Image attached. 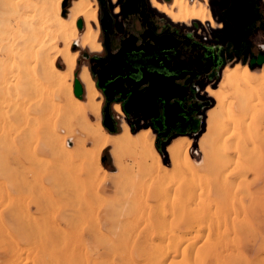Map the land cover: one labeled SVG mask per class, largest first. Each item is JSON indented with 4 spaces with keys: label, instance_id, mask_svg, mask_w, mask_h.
<instances>
[{
    "label": "rangeland",
    "instance_id": "obj_1",
    "mask_svg": "<svg viewBox=\"0 0 264 264\" xmlns=\"http://www.w3.org/2000/svg\"><path fill=\"white\" fill-rule=\"evenodd\" d=\"M23 1L26 0H0V26L1 23L10 22L12 19H14L12 21H16L20 16L19 14H30L32 8L30 5H24L25 2L23 3ZM209 1V8L215 17L212 8L215 0H207V4ZM254 1L259 17L246 33L245 45L249 53L245 54L243 51H240L237 54H233L236 49L232 45H228L226 48L225 64L232 67L237 62L249 63L254 70L260 72L262 68L264 70V56L260 59V55H264V0ZM72 2L73 0H67L66 2V15L68 16ZM98 3V17L100 20L99 40L103 43L107 35L103 33L102 17L108 15L116 5L120 4H118V0L115 3L111 0H103V2L98 0ZM103 3L106 4L104 9L102 7ZM12 6L17 8L14 9ZM154 8L156 11L158 10L156 7ZM121 12V5L119 13L112 11L116 18V25L119 28L122 27V21H120L122 17H119ZM157 12L160 15H166L168 20L171 19L164 12L160 10ZM192 20L194 19L189 21H172L185 24L186 22L191 23ZM217 21L221 22V20ZM174 22H172L174 25L181 28L182 36L184 37L185 35L192 42L181 49L182 54L180 58H174L175 66L171 70L179 72L184 68H196L199 71V77L191 85L189 89L190 94L187 98H178L177 101H173L172 103H168L167 99L161 102V104L167 105V109L170 112L169 117H166L163 113L165 121L170 123L172 120L178 124L170 132H167V130L163 133L160 132L164 130L160 129L159 124L156 122L159 116H157V110H155L156 115L150 114L152 115V119H148L144 116L129 115V110L132 109V106L130 105V109L127 111L126 107L124 108V104L127 101L123 102L118 97L115 99L117 101L111 99L107 102L103 91V89H106L107 81L97 80L96 76H94L95 67L97 63L103 64L109 62L108 70L106 68L108 71L106 76H108L111 73L110 69L113 70L112 68L116 62H110L112 54L104 53L103 49L101 51L91 50L89 47H83L78 43L77 40L80 38L81 41V35L86 28L83 18L79 20V37L72 44V48L80 52L74 71V90L76 81L80 79L81 68L84 65H88L91 69L92 77L94 76L93 79L96 80L97 86L100 89L102 88L101 92H103L102 96L99 97V100H102L101 121L103 123L106 118L105 108H109L111 114L110 126L115 133L122 131L124 122L134 131L151 126L155 134V145L160 149L165 164H169L168 152L166 150L167 145L172 140L183 135L181 134L182 132H188L186 133L188 134L187 136L193 139L190 152L196 160H202L203 158L202 153L199 151V139L205 138V142L207 143L208 140L206 138L210 137V142L208 141L206 144L209 145L207 146V148L209 147V157L207 161L205 159L202 160L203 166L201 165L196 172L198 175L196 173L193 176L185 174L186 176L184 177L182 172L172 169L171 171L174 172L171 173L170 171L167 174V178H171L170 181L166 179L167 182L158 181L157 177L153 179L155 178H152L154 175L151 176L139 160L134 159L132 156L126 160V167L128 166L129 168H126V170L128 169L127 174L119 183H114L112 177L106 183H103L99 179L91 181L88 173L78 168L79 161L77 159L74 162L67 161L66 157V159L61 160L62 157L56 155L52 149V144L55 140L54 129L58 132L59 137H66V135L70 134L65 127L66 125L59 124L54 128L53 123H45L35 136V139L38 138L37 143H35L34 137L22 136L19 127L23 125V119L19 115L15 120L12 114V106H14L15 99L11 98L15 97L14 89L17 86L16 82L18 80L16 74L13 75L15 71L12 69L15 59L14 52L17 51L15 50L17 48L12 44L13 38H10L14 34H0V40L2 41L0 42V45L2 43L0 46V99H2L0 100V114L2 115L0 117V264H134L135 262V264H149L154 261L151 264H161V260L162 263H165L167 259L166 264H190L191 262L193 264H196V262L197 264H264V76L254 79V82L252 81L248 89V108L241 111L236 110L235 119L233 118L234 122H229V125L222 133L223 138L226 139L228 137V140H225L226 152L220 155L217 147L221 144L222 140L221 142L215 140L217 132L213 129L208 130L206 127V112L215 105L216 100L208 92H205L204 88L208 85L219 87V83L223 77L224 71L221 73V70L217 68L214 70L216 72L219 71L220 76H216L213 80L209 77L214 67L213 61L215 60L212 49L217 46L215 41L216 35L222 28L211 27L208 25L209 21L207 20L203 21L207 29H205L203 23L199 22L200 28L194 30L190 26H179V24ZM135 23L136 28L140 29L141 22L138 18ZM93 24L97 28V25ZM125 24L124 28L129 25V22L126 21ZM214 25L216 26V21ZM204 31L207 35L210 34L211 38L209 37L207 40H204ZM223 42L227 45L226 41ZM59 44L61 46L64 45L62 41H59ZM104 46L103 43V48ZM7 51L9 52L8 54ZM126 51V48H122L121 50V52ZM7 57H10V60ZM120 59L123 60V65L119 68L120 74L124 75L127 72V64L129 62H132L137 69L135 75L138 76L140 74L139 65L143 63L142 55L125 54L120 56ZM56 63H58V66L64 67L60 57L57 58ZM11 76L13 79H17L16 82ZM14 83L15 87L13 88ZM195 85L197 86L196 89H194ZM113 87L122 88L118 80ZM228 90L232 91V89ZM6 92L8 96H6ZM80 92L83 94L82 98L86 99L87 89L85 84L82 85V91ZM255 92L259 94L256 93L258 97ZM114 95H116V92ZM170 97L172 96H167L168 99ZM228 97L227 103L231 100L233 101V99V102L237 101L231 95ZM259 97L261 99L260 102H258ZM115 102L121 103L125 116H122L114 109ZM255 109H260L256 111H259L256 115ZM177 110L179 111L178 115L175 114ZM251 113L255 116H250ZM173 114L174 118L171 117ZM88 116L95 121L97 120L96 116L91 112L88 113ZM2 117H6V119ZM79 118L81 117H76L72 124L76 128V133L70 137V145L74 147L77 146L78 140L86 139V136L81 132L82 127L86 124L83 119ZM237 119L239 122L245 119L247 122L244 123L249 122L251 124L247 130V134L244 133L247 127L240 130V135L236 133L237 131H233V128H236V126H233L234 123L236 125ZM197 120L201 123V129L194 132L191 124ZM16 125L18 128H16ZM180 126L185 127L182 132L177 130ZM51 127L54 129L52 130ZM107 130L110 132L109 129ZM234 132L236 136H240L239 140L235 138ZM249 133L251 135H248ZM27 143L31 144L27 146ZM86 143L87 146L92 145L89 140ZM234 143L236 145L239 144V147H236ZM34 144L35 147H31ZM26 146L30 149H27ZM34 151L37 154L35 155L36 158L33 153ZM28 152L33 153V155ZM244 153H246V156ZM43 157L44 159L40 161V158ZM45 158H47V162L50 164L46 163ZM63 160L67 162L66 166H63L66 164ZM101 160L108 170H117L111 155L110 146L106 147L103 151ZM58 161H62L63 165L57 163ZM46 164L48 165L45 170L44 166ZM52 164L54 167L51 166ZM67 166L70 168L65 169ZM52 170L55 172L52 173ZM173 174L175 178H173L174 176L170 177ZM162 178L159 180H162ZM99 181L101 182L100 185L99 183L97 184ZM162 182H165V185H162ZM103 186H106L105 190H103ZM175 193L179 196L177 197ZM141 194L142 198H140ZM180 201L183 205L180 204ZM131 202H135V204ZM130 203L134 209L128 206ZM135 205L136 208L134 207ZM149 206L151 207L148 209ZM142 209L146 210L143 211ZM127 211L129 214L126 213ZM158 214H163L161 221L164 222H162L164 225H161L160 215ZM125 220H128L127 223H124ZM147 220L150 222H147ZM134 222H137L138 225L137 223L134 224ZM185 232L188 233L185 235ZM166 233L168 234L166 235ZM148 234L151 239L147 237ZM182 234L186 237L188 235L190 239L188 240V237L186 238L183 235L184 239L180 242L179 238H181ZM171 238H176V241L174 239L172 241ZM185 238L188 241L191 240L190 243H186L188 241ZM192 239L194 240L192 241ZM159 242L160 244L161 242L164 244V246H161L167 247L164 248V251L161 249V246L159 247ZM177 242H180L178 243L179 245ZM171 245L181 246L180 250L189 252L190 256L187 254V257L186 255L185 257L183 255L180 256L179 248L173 247L177 251H175L177 253L175 255L174 252H171L173 250H168ZM191 245H193V248ZM161 250L163 254H160V252L162 253ZM166 251H170L171 253H167ZM161 255L164 256L162 257ZM173 255L175 256L173 257ZM152 257L155 258L153 259ZM183 257L185 260H183Z\"/></svg>",
    "mask_w": 264,
    "mask_h": 264
},
{
    "label": "bare ground",
    "instance_id": "obj_2",
    "mask_svg": "<svg viewBox=\"0 0 264 264\" xmlns=\"http://www.w3.org/2000/svg\"><path fill=\"white\" fill-rule=\"evenodd\" d=\"M151 1H152V4L154 5V7H156L158 10L167 14L174 21H189L191 19H199L201 21L210 20L213 24H215V21L211 16L210 9L208 8L207 3L204 1L195 0V1L191 2L190 0H172L171 3H167V2H163V1L161 2L159 0H151ZM166 1H171V0H166ZM24 2H25L24 5H27V6L30 5V7L32 8V11L30 12V14L29 13L26 15L25 14H19L20 16L17 18V20L15 19L16 21H12V20H14V19H12L10 22L1 23V26H0V34H3V35H7V34L11 35V33L14 34L13 36L11 35L10 38H13V40L11 39L12 44H14L13 46H15L17 48V49H15L17 51L14 52V58H15L14 61L11 59L13 61V68L12 69L15 71V73H13L12 70H11V72L13 73V75L16 74V78L18 80L16 78H14L15 82L17 80V82H16L17 86L14 89L15 97L11 98V99H13V100L15 99V103L13 101L14 106H12V114H13L14 119L16 117H18L19 115L23 119V125L21 127H19V130H20V133H22V136L34 137V139H35V136L43 128L45 123H50V124L53 123L54 128H56L57 125H59V124L64 125V126L66 125L65 127L68 129V132L70 133V134H68V136L66 135V137H59V135L57 134L58 132L54 128L51 127L52 130L54 129L53 133L55 135V140H54V143L52 144V149L54 150L56 155L62 157L61 160L67 158L68 159L67 161L70 160V161L74 162L77 159L79 161V167L78 168L80 170H83L86 173H88L89 179L91 181L99 179L100 181H103V183H106V182H109L110 181L109 178L112 177V181L114 183H119L121 181V179L127 174L128 169L126 170V168H129V167L128 166L126 167V160L130 159L128 157H131V156L134 159L139 160V162L141 163V165L144 166L146 171L149 174H151V176L154 175V176H152V178L155 177L153 179H156V177H157L158 181H166V179L170 181L171 178H167L168 177L167 174L172 169L179 170L180 172L183 173L184 177L186 176L185 174L193 176L198 171V168L202 165V163H201L202 160H204V159L206 161L208 160V157H209L208 148L209 147L207 148V146H209V145H206V144L208 143L210 137L206 138L208 140L207 143L205 142V138L204 139L200 138L198 141L199 151L202 153V156H203L202 160H200V161H196L191 155L190 148L193 144V139L191 137L180 136V137L172 140L171 143L167 146L168 158H169V162H170V166H168L162 161V155L160 154V149L157 147V145H155V134H154V130L152 127H148V128H145V129L138 131L137 133H133L130 126L126 122H124L122 125V131L119 134H111V133H115V132L110 131L111 132L110 133L107 130L108 128L105 126L104 122L102 123V121H101L102 100H99V97L102 96V92L98 89L99 87L97 86L95 80L92 77V72H91V69L89 68V66L84 65L81 68V71H80L81 81L79 79L80 83L82 82L83 84L86 85V89H87L86 99L83 100L82 99L83 94L81 92H76V90H74V82H73L74 71H75V68L77 65V59H78L80 52H79V50H74L72 48V44H73L74 40H76L79 37V33H80L79 20L80 19L83 18L85 20L86 28L83 31V34L81 35V41H80V38L77 40L78 43L83 47H89L91 50H100L102 48V43L99 40L100 20L98 17V10H99L98 0H73L72 6L69 9V11H70L69 16L66 15V13H67V10H66L67 0H26V1H23V3ZM9 3H10V1H9ZM13 5H16V4H13ZM127 6L129 7L130 4L127 3ZM16 8L17 7H15L14 9H16ZM119 8H117V11H119ZM7 15H8V13H7ZM93 23H95L97 25V28L94 26ZM59 41H62L64 43V45L61 46L59 44ZM0 42H2V41L0 40ZM1 45H2V43H1ZM8 53L9 52L7 51V54ZM51 53H54V54H51ZM2 57H4V56H2ZM58 57H60L62 59L64 67L58 66V63H56ZM7 59L10 60V57L9 58L7 57ZM1 63H2V59H1ZM8 67H11V66H8ZM11 72H10V74H11ZM263 76H264V70L258 72V71L252 70L248 66H245L242 64H237L234 67H231V66L226 67V69L224 70V73H223V77L219 83V87H211V86L207 87L209 94L212 97H214V99L216 100V103L212 108H210L207 111V126L206 127L208 130L213 129L214 131L217 132V136H216L215 140L220 141V142L222 140L221 144H219L217 147V151L220 155H223L224 152H226V150H227V147L225 146V140L228 137L226 138L224 136L226 138V139H224L222 136V133L224 132L226 127L229 125V122H231V123H232V121L234 122V119H235L234 116L236 115V110L241 111V110H245L246 108H248V106H249V100L247 99V96L249 95L248 89L251 86V83L254 79H256L258 77H263ZM12 79H13V77H12ZM7 81H9V80H7ZM3 82H4V80H3ZM4 84H5V82H4ZM155 85H157V83H155ZM12 87L13 88L15 87V83H14V86H12ZM253 87H255V86H253ZM152 88L153 89L156 88V86H154L153 83L148 88L149 92L152 90ZM260 88H261V86H260ZM228 89H232V91H229ZM256 93L257 92H255V94ZM6 94H7V92H6ZM147 94H148V92H147ZM230 95L235 97L237 99V101L233 102L234 101V99H233V101L229 100L232 103H230V102H229L230 104L227 103L226 102L227 97ZM258 95H257V97H258ZM6 96H8V94ZM145 96H146V94L143 96L141 95L142 98L132 97L131 101H133L132 102L133 104H139L140 105L139 107H141V108L150 109L153 111L154 107L152 105L148 104V102L152 103L151 102L152 100L147 99ZM0 100H2V99H0ZM260 100L261 99L259 97L258 102H260ZM250 101H251V99H250ZM255 102L258 103L257 101H255ZM251 107H252V105H251ZM115 110L118 111L122 116H125V112L123 111V109L119 103L115 105ZM257 110H260V109H257ZM257 110L255 109V112ZM2 111H4V110H2ZM89 112L93 113L96 116V118H97L96 121L89 118V116H88ZM255 112L253 111V113H255ZM258 112H256L255 115ZM4 113H6V112L4 111ZM169 113H170L169 110L166 109V117H169ZM253 113H251L250 116H253L254 115ZM1 116L2 115L0 114V117ZM78 116H80L81 118H79V119H83V121L86 124L85 126L82 127V130H81L82 134L84 136H86V139L85 140H78L77 146L74 147V146L70 145V137H72V135L74 133H76V128H74L72 124L74 123V119ZM4 118L6 119V117H4ZM257 118H259V117H257ZM14 119H13V121H14ZM251 119H250V121H251ZM244 122H247V120L244 119V121L239 122L237 119L236 125L234 123L233 127L236 126V128L239 130H237L236 128H235L236 129L235 130L232 127L233 131H237L236 133L239 134V133H241L240 130H242L243 128L245 129L247 127V129L244 130V133L247 134L248 133L247 130L250 128L251 124L249 122H248L249 124L244 123ZM198 123H200L199 120L193 121L191 124L193 126L195 132H197L198 130L201 129V126ZM16 128H18L17 125H16ZM184 128L185 127L180 126L177 130L182 132V130ZM214 131H213V133H214ZM249 132H250V130H249ZM209 133H211V132H209ZM234 133H233V135H234ZM236 133H235V136H236ZM181 134L184 135L185 132H182ZM231 134H232V131H231ZM248 135H251V134L249 133ZM237 136L235 138H237V140H239L240 136H238V137ZM37 139L38 138L35 139L36 140L35 143L38 142ZM87 140H89L92 143L91 146H87V143H86ZM31 142H33V141H31ZM30 144H28L27 146H29ZM234 145L237 147L239 144L236 145V143H234ZM27 146H26V148H27ZM108 146L111 147V155H112V158L114 160V164L117 167V170H115V171L108 170L106 168V166H104V164L102 163V160H101L102 153L105 150V148ZM31 147H35V144H34V146H31ZM236 147H235V149H237ZM27 149H30V148H27ZM31 151H33V150H31ZM28 153H30L31 155H33V153H34V156L37 155V154H35V151L33 153H31V152H28ZM245 154L246 153H244V155ZM244 155H243V157H244ZM31 157H33V156H31ZM35 158H36V156H35ZM37 159L38 160L41 159L40 161H42V159H44V157L40 158V159L37 158ZM45 159H46L45 160L46 163L50 164L49 162H47V158H45ZM238 160H239V158H238ZM64 161L65 160H63V162ZM57 163H60L63 165L62 161H60V162L58 161ZM48 164H46L44 166L45 170H46V167ZM53 164L51 165L52 167H54ZM69 164H71V162H69ZM207 164H208V162H207ZM62 165H61V167H62ZM66 165H67V162L63 166H66ZM69 166H67V168H65V169H69L70 168ZM33 167H35V166H33ZM50 167H48V168L50 169ZM55 168H54V170H55ZM210 168H211V166H210ZM62 169H63V167H62ZM54 170H52V173L55 172ZM56 171H58V170H56ZM69 172H68V174H69ZM173 172L171 171V173H173ZM57 175H59V174H57ZM196 175H198V174L196 173ZM173 176H174V174L170 177H173ZM160 178H162V180H159ZM173 178H175V176ZM181 178H183V177H181ZM189 178L191 179V177H189ZM100 181L97 182V184L99 183V185H100V183H101ZM162 185H165V182H162ZM105 188H106V186L104 187L103 190H105ZM97 190H98V188H97ZM97 190H96V192H97ZM174 192H175V190H174ZM191 193H192V190H191ZM175 194L177 195V197L179 196L177 193H175ZM189 194H190V192H189ZM146 196H147V194H146ZM142 197L143 196L141 194L140 198H142ZM188 200H189V197H188ZM186 202H188V201H186ZM131 203L135 204V202H131ZM131 203L128 206L132 207L133 205H131ZM145 204H147V203L145 202ZM180 204L183 205V203H181V201H180ZM134 207L136 208V205ZM150 207L151 206H149L148 209ZM122 210H123V208H122ZM145 210H143V211H145ZM189 210H191V209H189ZM150 212H149V214H150ZM123 213H124V211H123ZM126 213L129 214L128 211ZM126 213H125V215H126ZM158 215H160V221H161L163 218L161 216H163V214H158ZM183 215L185 217H187L185 214H183ZM141 216H142V214H141ZM139 217H140V214H139ZM170 218L172 219V217H170ZM147 219H149V218H147ZM165 220H167V219H165ZM177 220H180V219H177ZM182 220H184V219H182ZM127 221L128 220H125L124 223L125 222L127 223ZM131 221L133 222V220H131ZM168 221H169V219H168ZM147 222H150V221L147 220ZM162 222L163 221H161V223ZM135 223H137V222H134V224ZM163 223L161 225H164ZM137 225H138V223H137ZM80 229H81V227H80ZM152 232H154V231H152ZM186 233H188V232H185L184 234L186 235ZM167 234L168 233H166V235ZM184 234H182V236H180L181 237V238H179L180 242L182 241V239H184L183 238L185 236ZM135 237H136V235H135ZM135 237H133V238H135ZM147 237L151 239V237H149V234ZM178 237H179V234H178ZM187 237H188V235H187ZM167 239H168V237H167ZM173 239L171 238L172 241H173ZM187 239L189 240L190 238L188 237ZM187 239H186V241H188ZM193 240L194 239H192V241ZM190 241H188L186 243H190ZM180 242H177V244ZM184 242H185V240H184ZM131 243H130V245L132 247V244L134 242L132 244ZM153 244H155V243H153ZM153 244H151V245L153 246ZM158 244H159V247L161 245L164 246V244H162V242H161V244H160V242ZM155 246H157V245H155ZM163 246H161L162 247L161 249L164 251V248H167V247H163ZM191 246L193 248V245H191ZM173 247H176V249L179 248L178 250H180L181 246L179 247L176 245H173V246L171 245V247H170L171 249L170 248L168 249L170 251L173 250L171 252H174L176 255L177 251L174 250L175 248H173ZM129 249H131V248H129ZM163 251H162V253L160 252V254H163ZM170 251H168V252H170ZM183 251L182 250L179 251L180 256L183 255L185 257L186 254L189 255L188 254L189 252L187 253V252H185V251L183 252ZM157 253H158V251H157ZM130 255H131V253H130ZM175 255H173V257ZM187 255H186V257H187ZM184 257H183V260H185ZM198 257H200V256L198 255ZM189 258H191V257H189ZM189 258H188V260H190ZM19 260H21V259H19ZM158 260H159V258H158ZM160 260H161V257H160ZM183 260H181V261H183ZM188 260H187V262H188ZM191 260H192V258H191ZM193 260H195V259L193 258ZM132 261H134V260H132ZM166 261H165V263H162V260H161V262L160 261L159 262L161 264H166ZM154 262H151V263H154ZM159 262H157V263H159ZM145 263H147V262H145ZM151 263H149V264H151ZM190 264H193V263L191 262ZM196 264H197V262H196Z\"/></svg>",
    "mask_w": 264,
    "mask_h": 264
},
{
    "label": "flooded vegetation",
    "instance_id": "obj_3",
    "mask_svg": "<svg viewBox=\"0 0 264 264\" xmlns=\"http://www.w3.org/2000/svg\"><path fill=\"white\" fill-rule=\"evenodd\" d=\"M111 1L113 3L116 2V0ZM201 1L207 3V0ZM249 1L254 4L256 14V18L254 21L255 23L259 17V14L255 1ZM127 2L130 4L129 8L132 6L133 8L135 7L136 10L135 12L126 15V12L122 7V12L119 16L122 17L120 19V21H122V27L119 28L116 25V18L114 17L112 11L114 13H119V11H117V8H119L120 5L123 6ZM231 2L232 0H215V3L213 4L212 8L216 18L214 17L213 13H211L212 10H210V13L212 18L216 21V26L210 20H207L209 21L208 25H210L211 27L222 28V30L217 32L216 35L217 37L215 41L217 46L212 49L213 58L215 60L213 61V70L209 74L211 80H213L216 76H220V72H216V70H214L215 68L221 70L222 73V71H224L226 67L229 66L228 64H225V56L227 54L226 48L228 45H232L233 48L236 49L233 54H237L240 51H243L245 54L249 53V50L245 45V38L247 30L252 27L254 23L250 24L248 27L245 28L243 32V40L240 46L238 48H235L232 42V37L235 35V28L233 23L224 15V11L228 9V7L231 5ZM118 4L120 5H116L113 10L108 13V15L102 17L103 33L107 36L103 41L105 45L104 48L103 43L101 41L102 48L100 50H97L101 51L103 49L104 53L112 54L110 62L115 61L116 63H114V67L112 68L113 70L110 69L111 73L108 76H106V73L108 72L107 70L109 68V62L103 64L97 63V66L95 67L94 76H96L97 80L107 81L106 89H103L107 102L111 99L113 101H117L115 99H117L116 97H118L119 99H122L123 102L127 101L124 104L125 108L129 100L131 101L132 97L142 98L141 95L143 96L145 94V97L147 99L156 101L158 103L159 112V116L157 115L158 119H156V122L159 124L160 129L164 130L160 132L163 133L165 132V130H167V132H170L171 130H174L178 124L174 123L172 120L170 123H167L165 121V118L163 117L164 105L161 104V102L165 99H168L167 96L169 95H175V97H172L170 99V103H172L173 101H177L179 98L178 96L181 95L183 96V98H187L190 94L189 89L191 85L199 77V71L196 68H184L182 69V71L179 72L171 70L175 66L174 58H180L182 54L181 49L189 45V43H191L192 41L190 40V38H186L185 35L184 37L182 36L183 33H181V28L174 25L172 23L174 21H172L170 18V20H168V17L166 15H160L157 12L158 10L156 11L153 7L154 5L152 4L151 0H118ZM208 4L207 6L209 8L210 1L208 2ZM105 5V3L102 4L103 9ZM137 18L141 22L140 29L136 28L135 22ZM216 19L221 20V22H218ZM123 21L129 22V25L126 28H124L126 24ZM199 22H201V20L194 19L191 23H174L179 24V26H190L192 27V30H194L200 28ZM204 25L206 27L205 23ZM229 38L230 40H228ZM223 41H226L227 45H225V42ZM122 48H126L127 51L121 52ZM125 54L142 55L143 63L139 65L140 74L138 76L135 75L137 73V69L134 67V64L132 62H129L127 64V72L124 75L120 74L119 68L123 65V60L120 59V56H123ZM263 56L264 55H260V59H262ZM237 64L248 66L252 70H254L249 63L237 62L235 65ZM262 70L263 68L260 71ZM117 80L119 82L120 87L122 88H112V86ZM152 83L154 86H156V88H152V90L149 92L148 88L151 86ZM155 83H157V85H155ZM208 86H205V92H208ZM196 88L197 86L195 85L194 89ZM101 89L99 88L100 91ZM115 92L116 95H114ZM118 103L119 102L114 103V109L115 105ZM119 104L121 105V103ZM129 115L144 116L148 119H152V115L137 111H132ZM198 124H200L201 126V123ZM186 133L188 132H185V134L181 136H187L188 134Z\"/></svg>",
    "mask_w": 264,
    "mask_h": 264
},
{
    "label": "water",
    "instance_id": "obj_4",
    "mask_svg": "<svg viewBox=\"0 0 264 264\" xmlns=\"http://www.w3.org/2000/svg\"><path fill=\"white\" fill-rule=\"evenodd\" d=\"M103 2V0H101ZM128 3V2H127ZM127 3H125L122 7L126 12V15H128L129 13H133L135 12L136 8L134 7H128ZM224 15L227 19H229L235 28V35L232 37V42L234 44L235 48H238L243 40V32L245 30L246 27H248L250 24H252L255 21L256 18V14H255V9H254V4L252 2H250L249 0H232L231 5L228 7V9H226L224 11ZM75 90L76 92H80L82 91V84L79 81H76L75 83ZM178 96V95H177ZM176 96V97H177ZM172 97H175L172 96ZM170 97L169 99H167V102L170 103V99L172 98ZM179 98H183V96H178ZM133 101L128 102L126 109L127 111L130 109V105L132 106V109L129 110V112L132 111H137V112H142V113H147V114H152V115H156V112H158V105L156 101H151L152 103H149V105H152L154 107V110H150V109H144L139 107V104H133ZM148 105V106H149ZM166 109H167V105H164L163 108V112L166 116ZM155 110H157L155 112ZM155 112V113H154ZM178 110L176 111L175 114L178 115ZM157 115H159V112L157 113ZM106 118L104 119V124L107 128L112 129V127L110 126V113L107 111L105 114ZM173 115H171L172 118ZM176 120V119H175ZM112 123V121H111Z\"/></svg>",
    "mask_w": 264,
    "mask_h": 264
},
{
    "label": "trees",
    "instance_id": "obj_5",
    "mask_svg": "<svg viewBox=\"0 0 264 264\" xmlns=\"http://www.w3.org/2000/svg\"><path fill=\"white\" fill-rule=\"evenodd\" d=\"M253 23H254V22H253ZM253 23H252V24H253ZM82 66H83V65H82ZM83 85H84V84H83ZM82 99L84 100L85 98H82ZM212 107H213V106H212ZM212 107H211V108H212ZM209 109H210V108H209ZM209 109H208V110H209ZM107 111L109 112V108L106 107V108H105V114H106ZM134 112H136V111H134ZM109 113H110V112H109ZM110 115H111V114H110ZM148 127H150V126H148ZM148 127H143V128H141V129H145V128H148ZM108 129H109V128H108ZM141 129H139L138 131H140ZM109 130L112 131V132H114V130H111V129H109ZM138 131H137V130H136V131L132 130L133 133H137ZM120 132H121V131H120ZM120 132H119V133H120ZM110 133H111V132H110ZM119 133H111V134H119ZM170 143H171V142H170ZM170 143H169V144H170ZM169 144H168V145H169ZM168 145H167V146H168ZM166 150H167V147H166ZM160 154H161V151H160ZM161 155H162V154H161ZM191 155H192V154H191ZM192 157L194 158V156H192ZM194 159H195V158H194ZM195 160H196V159H195ZM196 161H200V160H196ZM166 165L170 166V162H169V164H166Z\"/></svg>",
    "mask_w": 264,
    "mask_h": 264
},
{
    "label": "built area",
    "instance_id": "obj_6",
    "mask_svg": "<svg viewBox=\"0 0 264 264\" xmlns=\"http://www.w3.org/2000/svg\"><path fill=\"white\" fill-rule=\"evenodd\" d=\"M205 29H207L206 27H205ZM208 32V31H207ZM211 38V35L209 34V35H207V33L204 31V33H203V38H204V40H207L208 38Z\"/></svg>",
    "mask_w": 264,
    "mask_h": 264
},
{
    "label": "crops",
    "instance_id": "obj_7",
    "mask_svg": "<svg viewBox=\"0 0 264 264\" xmlns=\"http://www.w3.org/2000/svg\"><path fill=\"white\" fill-rule=\"evenodd\" d=\"M201 23H203L204 24V22L203 21H201ZM142 130V129H141ZM162 161H163V158H162Z\"/></svg>",
    "mask_w": 264,
    "mask_h": 264
}]
</instances>
